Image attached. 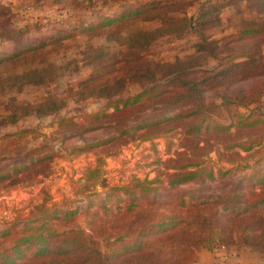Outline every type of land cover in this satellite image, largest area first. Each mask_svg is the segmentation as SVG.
Instances as JSON below:
<instances>
[{"label": "rangeland", "instance_id": "obj_1", "mask_svg": "<svg viewBox=\"0 0 264 264\" xmlns=\"http://www.w3.org/2000/svg\"><path fill=\"white\" fill-rule=\"evenodd\" d=\"M263 87L264 0H0V250L25 226L111 231L104 208L155 178L165 201L174 165L264 173ZM203 184L153 216L237 183Z\"/></svg>", "mask_w": 264, "mask_h": 264}, {"label": "trees", "instance_id": "obj_2", "mask_svg": "<svg viewBox=\"0 0 264 264\" xmlns=\"http://www.w3.org/2000/svg\"><path fill=\"white\" fill-rule=\"evenodd\" d=\"M262 90L264 93V87ZM261 93V89L253 91L254 95ZM234 96L244 97L240 92ZM226 100H230V97H224ZM255 100L250 98L249 102ZM194 164L193 167L174 165L168 168L165 173L168 185L163 187L162 192L168 196L165 201L158 198L161 195L159 188L151 185L157 178L138 182L124 196L125 206L117 204L115 209L104 208L117 224L101 235L94 236L93 229L87 232L80 227L58 231L55 228L39 230L40 227L25 226L13 245L0 250V264H112L113 258H124L127 264H194L197 252L203 248L214 250L223 246H249L256 249V246L264 244V173L257 169L236 177L235 168L216 170ZM219 176L225 181L237 183L234 187H225L208 196L215 203L222 204L221 209L211 203L210 211L206 207H197L193 217L188 211L181 212L183 209L176 213L172 209L171 214L161 218L153 216L154 207L171 203L172 206L177 199L179 203L176 206L185 205L182 194L187 190L181 189V183L193 180L204 183L201 188H206L208 180ZM245 179L250 181L251 192L259 189L253 200L244 197L245 190L240 182ZM198 197L201 198V195ZM146 203L149 205L146 206ZM69 213V210L65 211L64 215ZM130 215L135 216V221L127 220ZM12 227L14 225L5 228L2 233L11 234ZM157 240L163 244L152 248L153 241ZM117 241L123 243L116 244ZM101 244L110 250L103 251ZM182 247L188 251L197 249L194 259L187 255L180 256L178 251Z\"/></svg>", "mask_w": 264, "mask_h": 264}, {"label": "crops", "instance_id": "obj_3", "mask_svg": "<svg viewBox=\"0 0 264 264\" xmlns=\"http://www.w3.org/2000/svg\"><path fill=\"white\" fill-rule=\"evenodd\" d=\"M194 264H264V252L249 246H223L197 252Z\"/></svg>", "mask_w": 264, "mask_h": 264}]
</instances>
